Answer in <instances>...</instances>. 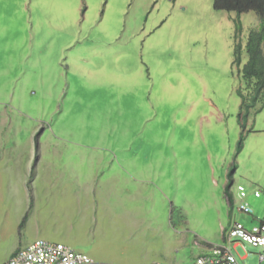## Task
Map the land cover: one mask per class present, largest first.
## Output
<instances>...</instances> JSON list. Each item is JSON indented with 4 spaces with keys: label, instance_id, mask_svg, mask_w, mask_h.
<instances>
[{
    "label": "rangeland",
    "instance_id": "obj_1",
    "mask_svg": "<svg viewBox=\"0 0 264 264\" xmlns=\"http://www.w3.org/2000/svg\"><path fill=\"white\" fill-rule=\"evenodd\" d=\"M260 24L214 0H0V108L17 131L45 127L43 144L95 147L97 166L105 152L125 162L138 180L128 177L124 203L141 221L139 250L190 264L224 243L231 216L264 221V131L245 132L237 151L245 46ZM262 105L248 130H264ZM239 184L254 216L232 210ZM231 246L241 264L258 263V248Z\"/></svg>",
    "mask_w": 264,
    "mask_h": 264
},
{
    "label": "crops",
    "instance_id": "obj_2",
    "mask_svg": "<svg viewBox=\"0 0 264 264\" xmlns=\"http://www.w3.org/2000/svg\"><path fill=\"white\" fill-rule=\"evenodd\" d=\"M5 109L0 108V264L39 239L84 251L97 264L156 262L137 246L141 221L124 203L131 196L128 177L137 178L126 163L105 159V152L97 166L95 147L78 144L71 152L68 146L43 144L45 127L17 131L14 115ZM262 131L245 125L247 138Z\"/></svg>",
    "mask_w": 264,
    "mask_h": 264
},
{
    "label": "built area",
    "instance_id": "obj_3",
    "mask_svg": "<svg viewBox=\"0 0 264 264\" xmlns=\"http://www.w3.org/2000/svg\"><path fill=\"white\" fill-rule=\"evenodd\" d=\"M239 201L233 207V211L247 216H254V211L248 200L249 192L245 185L237 186ZM255 197H260L261 192L256 190ZM258 218L247 226L242 221L230 217L227 227L222 229L223 244L212 245L190 264H241L231 248L234 239H241L259 249V261L264 264V221L256 222ZM256 222V223H255ZM1 264H97L86 252L76 250L66 244L50 242L39 239L29 245L20 248L11 258ZM147 264H164L151 262Z\"/></svg>",
    "mask_w": 264,
    "mask_h": 264
},
{
    "label": "trees",
    "instance_id": "obj_4",
    "mask_svg": "<svg viewBox=\"0 0 264 264\" xmlns=\"http://www.w3.org/2000/svg\"><path fill=\"white\" fill-rule=\"evenodd\" d=\"M214 8L226 12H235L238 15L254 11L261 21L259 27L250 31L245 46L247 61L243 66L242 74L247 84V91L241 88L238 90V95L242 100L239 113L242 133L237 148L238 153H240L244 147L245 125L251 108L255 107L260 100L263 104L262 107H264V0H214ZM240 30L241 26L238 24V33ZM242 51L243 46L238 42L235 48V63L239 67L242 64ZM236 169L237 165L234 164L229 172V181L225 187L226 196L230 204H232V200L229 190L232 184V176ZM25 220L26 218L21 228L24 226Z\"/></svg>",
    "mask_w": 264,
    "mask_h": 264
}]
</instances>
